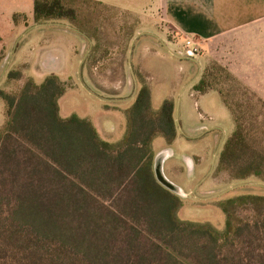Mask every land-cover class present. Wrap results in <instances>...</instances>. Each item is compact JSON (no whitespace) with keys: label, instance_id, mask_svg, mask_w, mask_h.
Listing matches in <instances>:
<instances>
[{"label":"trees","instance_id":"obj_1","mask_svg":"<svg viewBox=\"0 0 264 264\" xmlns=\"http://www.w3.org/2000/svg\"><path fill=\"white\" fill-rule=\"evenodd\" d=\"M118 14L137 22L123 38L125 51L139 18L93 0H33L32 20L15 14L13 22L68 23L95 42L87 60L95 68L109 63L112 39L127 25L113 24L107 34L104 23ZM6 81L9 91L0 90V264H264V196L220 201L224 226L218 229L180 220L181 200L157 182L153 142L172 144L177 137L172 99L153 110L151 88L141 82L125 112L126 135L109 143L89 119L61 116L68 86L59 76L38 84L11 70ZM240 87L210 62L192 89L216 92L233 122L215 172H226L230 182L264 184V146L256 136L261 113L238 100Z\"/></svg>","mask_w":264,"mask_h":264},{"label":"rangeland","instance_id":"obj_2","mask_svg":"<svg viewBox=\"0 0 264 264\" xmlns=\"http://www.w3.org/2000/svg\"><path fill=\"white\" fill-rule=\"evenodd\" d=\"M32 9L33 0H0V90L9 91L6 80L11 70L21 71L25 78L31 77L36 83H41L43 77L38 67L39 53L60 50L68 60L65 67L70 71V77L65 76L62 80L68 89L59 101L61 116L76 114L87 118L104 141L115 143L126 135L125 112L134 103L140 83L148 84L153 92V110H159L166 98L175 103L176 140L167 144L163 138H156L153 150L154 163L158 156H163L160 154H166L162 173L179 189V193L174 194L182 203L177 213L180 220L208 222L221 229L224 226V215L218 208L220 201L240 195L264 196V184L255 179L230 182L226 172H215L218 154L225 139L233 131V122L227 109L217 100L209 103V106L199 103L200 97L192 89L197 77L184 88L196 76L198 68L192 65L187 78L181 75L183 65L162 43L173 53L186 57L187 52L181 40L185 42L190 36L185 35L182 39L176 37L161 12L138 17L139 28L125 51L121 47L127 43L123 38L128 28L137 22L118 14L114 21L104 23L107 34H110L113 24L116 28L119 24L125 25V22L127 25L112 39L109 63L103 65L100 62L92 68L87 60L95 42L75 28L74 31L63 27L71 26L68 23L31 25L21 21L14 24L13 13L22 11L31 16ZM88 11L91 13L93 8ZM105 13L112 15L113 12ZM150 55L159 56V59H147L144 63V58ZM197 55L198 52L194 58ZM144 64L149 70L151 66L155 73L145 72ZM161 81L166 83L165 92H161L158 87ZM226 85L228 88L229 82ZM238 94V100L254 104L255 113H261L262 134L256 136L262 139L264 146V101L253 100L245 86L239 88ZM3 121V105L0 101V125ZM187 136L200 139L194 141Z\"/></svg>","mask_w":264,"mask_h":264},{"label":"crops","instance_id":"obj_3","mask_svg":"<svg viewBox=\"0 0 264 264\" xmlns=\"http://www.w3.org/2000/svg\"><path fill=\"white\" fill-rule=\"evenodd\" d=\"M93 1L128 12L139 18L140 15L153 16L161 12L176 37L182 39L183 36L189 35L190 38H187L185 42L181 40V42L184 43L186 52L189 51L186 43L191 42L193 44L191 47L198 51L197 58L192 60L174 55L183 65L181 75L184 74L186 78L190 74L189 70L192 65L198 68L196 76L188 81L184 88L193 83L196 77L198 80L210 62H215L226 69L241 86H245L250 93L264 101V0ZM15 14H24L32 20L33 9L31 16L21 11L13 13L12 18ZM63 27L74 30L68 25ZM162 45L169 52L171 51L167 45L163 43ZM158 57L147 56L144 58V63L147 59H159ZM39 61L38 67L43 79L50 74L57 75L62 80L65 76L70 77V71L65 67L68 60L66 61L62 51L57 50L54 53L43 51L39 53ZM150 68L151 70L147 65H143L145 72L155 73L151 66ZM158 87L161 88V92H165L167 86L161 81ZM198 96L200 97L199 103L205 106H209L214 100L223 105L216 92L198 94Z\"/></svg>","mask_w":264,"mask_h":264},{"label":"water","instance_id":"obj_4","mask_svg":"<svg viewBox=\"0 0 264 264\" xmlns=\"http://www.w3.org/2000/svg\"><path fill=\"white\" fill-rule=\"evenodd\" d=\"M135 40L133 41V44H134ZM133 44H132V47H131V50L133 49ZM173 55H175L176 57H180L179 55L173 53L172 51H170ZM184 58H187V59H192L194 60V55L192 54V52H189L187 54L186 57ZM82 63L80 64V67H81ZM79 67V68H80ZM160 155H163V156H158L156 158V161L154 163V175H155V178L157 180V182L163 186L164 188H166L167 190H169L170 192L172 193H179V189L178 187H176L174 184H172L171 182H169L164 176H163V173H162V165H163V162L165 160V156L166 154L165 153H162Z\"/></svg>","mask_w":264,"mask_h":264},{"label":"built area","instance_id":"obj_5","mask_svg":"<svg viewBox=\"0 0 264 264\" xmlns=\"http://www.w3.org/2000/svg\"><path fill=\"white\" fill-rule=\"evenodd\" d=\"M193 44L191 43V42H187L186 43V47H187V49H189V51H187V54L189 53V52H192V54L194 55V57L196 56V54H197V49L196 48H194V47H191Z\"/></svg>","mask_w":264,"mask_h":264},{"label":"flooded vegetation","instance_id":"obj_6","mask_svg":"<svg viewBox=\"0 0 264 264\" xmlns=\"http://www.w3.org/2000/svg\"><path fill=\"white\" fill-rule=\"evenodd\" d=\"M207 134H208V133H207ZM207 134L205 133V135H207ZM203 137H204V136H203ZM187 138L190 139V140H194V141L200 139V137L197 138V137H195V136H187Z\"/></svg>","mask_w":264,"mask_h":264}]
</instances>
